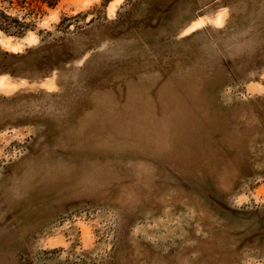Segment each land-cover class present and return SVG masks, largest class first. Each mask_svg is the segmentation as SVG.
<instances>
[{"label": "rangeland", "instance_id": "1", "mask_svg": "<svg viewBox=\"0 0 264 264\" xmlns=\"http://www.w3.org/2000/svg\"><path fill=\"white\" fill-rule=\"evenodd\" d=\"M0 264H264V0H0Z\"/></svg>", "mask_w": 264, "mask_h": 264}]
</instances>
